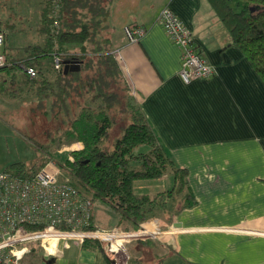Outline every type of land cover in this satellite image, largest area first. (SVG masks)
I'll return each mask as SVG.
<instances>
[{"label": "crops", "instance_id": "1", "mask_svg": "<svg viewBox=\"0 0 264 264\" xmlns=\"http://www.w3.org/2000/svg\"><path fill=\"white\" fill-rule=\"evenodd\" d=\"M165 6L214 67L211 77L182 82L181 49L156 21ZM108 21L127 96L173 167L185 170L187 197L179 195L177 208L160 224H142L152 235L116 244V250L80 244L63 248L59 242L50 255L35 246L20 264H264L263 81L230 45L206 0H110ZM130 24L144 30L134 42L123 34ZM18 68L15 73L23 74L22 65ZM118 118L121 124L112 125L120 132L125 124ZM167 172L166 188L159 184L165 173L136 181L134 191L166 192L174 184L171 169ZM93 223L99 229L116 227Z\"/></svg>", "mask_w": 264, "mask_h": 264}, {"label": "trees", "instance_id": "2", "mask_svg": "<svg viewBox=\"0 0 264 264\" xmlns=\"http://www.w3.org/2000/svg\"><path fill=\"white\" fill-rule=\"evenodd\" d=\"M46 1L38 26L42 43L24 46L22 60L6 69L19 70V65L35 69L33 78L23 72L27 88L37 94L39 107L50 99L45 112L60 114L59 122L66 126L64 135L81 146L69 151L61 161L45 158L31 167L13 164L2 171L29 178L53 160L71 177L66 182L89 194L93 205L100 201L120 222L138 228L154 216L156 209L164 208L172 194L187 197L185 170L173 167L147 120L127 96L128 89L111 48L110 0ZM206 1L225 28L230 45L241 52L264 83V0ZM5 37L4 33V43ZM57 55L64 60L78 59L82 62L80 70L67 74L54 70L53 57ZM45 63L51 66L52 73L43 69ZM120 102L123 107L118 106L121 111L117 114L121 112L127 121L122 122L125 125L120 135L108 148L106 142L115 120L112 113ZM167 168L174 178L171 189L152 197L134 191L136 181L159 179ZM93 219L92 209V222ZM81 245L100 247L97 241Z\"/></svg>", "mask_w": 264, "mask_h": 264}, {"label": "built area", "instance_id": "3", "mask_svg": "<svg viewBox=\"0 0 264 264\" xmlns=\"http://www.w3.org/2000/svg\"><path fill=\"white\" fill-rule=\"evenodd\" d=\"M168 38L181 49L180 70L182 82L207 79L215 70L202 55L190 30L165 6L156 18ZM123 32L129 42L136 41L144 30L126 25ZM4 33L0 32V67L7 64L3 54ZM115 59L119 56L112 51ZM61 57H53V69L62 70ZM23 71L33 78L36 71L22 65ZM60 169L53 161H47L29 178L0 171V264H20L21 258L30 252L31 245L46 249L49 242L71 239L82 244L98 241L105 251L117 240L123 242L143 239L153 232L147 228L121 231L117 227L96 228L92 222V200L78 188L59 178Z\"/></svg>", "mask_w": 264, "mask_h": 264}, {"label": "rangeland", "instance_id": "4", "mask_svg": "<svg viewBox=\"0 0 264 264\" xmlns=\"http://www.w3.org/2000/svg\"><path fill=\"white\" fill-rule=\"evenodd\" d=\"M43 8H45V0H0V32L5 33L6 36L3 54L7 62L5 66L0 67V171L9 169L13 164H24L26 167H31L44 161L45 158H47L46 160L49 158L56 161L60 158L61 161L69 151L81 146L79 142L71 141L64 135L63 129L66 126H61L59 121L62 117L60 114L55 116L53 111L45 112L46 103L50 99L43 101L44 106L39 107L37 94L27 88V83L23 81V74L15 73L18 71L15 68L12 70L6 69L11 63H18L22 60L24 46L42 43L43 38L38 32V26ZM72 51L77 50L73 49ZM43 66V69L47 68L49 70L48 73H52L50 65L45 63ZM122 104L120 102L114 107V114L112 113V115L117 119L114 124H121L117 113L120 107H123ZM120 115L123 114L120 112ZM123 121L125 123L127 120ZM118 128L117 125H112L109 140L106 142L108 148V144L120 135ZM59 169V178L67 181L70 176L60 167ZM167 169L165 170L167 175L162 176L161 179L163 182L159 181V184L163 185L164 188L170 183ZM81 191L83 192V190ZM152 192L154 191L152 190ZM83 193L90 197L86 192ZM172 195L167 205L164 208L156 209L153 218L151 217L149 221L157 220L155 223L158 224L159 221L160 224V221L166 220V216L177 208L175 202L179 195L175 193ZM152 196L153 194H150V197ZM93 214V222L100 227L115 225L121 231L137 229H133L126 222H120L118 216L98 200L94 201ZM142 224L138 228H144L145 226L142 227ZM59 242L63 245V248L79 245L76 243L77 241L71 239H60L49 242L46 249L42 250L46 255L53 254L55 249L59 250ZM114 245L116 244H112V249L116 250ZM25 255L26 253L23 257ZM129 263L132 264V260Z\"/></svg>", "mask_w": 264, "mask_h": 264}, {"label": "water", "instance_id": "5", "mask_svg": "<svg viewBox=\"0 0 264 264\" xmlns=\"http://www.w3.org/2000/svg\"><path fill=\"white\" fill-rule=\"evenodd\" d=\"M82 62L78 59H68L63 61L62 73L67 74L68 72H78L80 70Z\"/></svg>", "mask_w": 264, "mask_h": 264}, {"label": "bare ground", "instance_id": "6", "mask_svg": "<svg viewBox=\"0 0 264 264\" xmlns=\"http://www.w3.org/2000/svg\"><path fill=\"white\" fill-rule=\"evenodd\" d=\"M145 228H147V230H149L150 232H154L153 230L149 229L147 226H145ZM119 243H120L119 240H117L116 242H114V244H119Z\"/></svg>", "mask_w": 264, "mask_h": 264}]
</instances>
